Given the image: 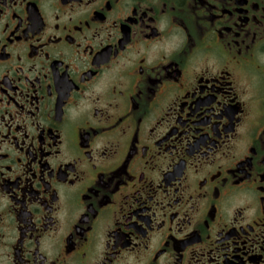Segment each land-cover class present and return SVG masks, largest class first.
Here are the masks:
<instances>
[{"label":"flooded vegetation","instance_id":"af4514ba","mask_svg":"<svg viewBox=\"0 0 264 264\" xmlns=\"http://www.w3.org/2000/svg\"><path fill=\"white\" fill-rule=\"evenodd\" d=\"M0 264H264V0H0Z\"/></svg>","mask_w":264,"mask_h":264}]
</instances>
